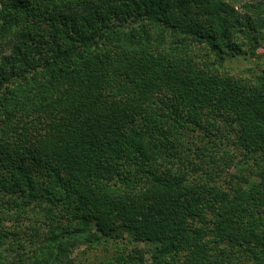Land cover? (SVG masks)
Wrapping results in <instances>:
<instances>
[{
  "label": "trees",
  "instance_id": "trees-1",
  "mask_svg": "<svg viewBox=\"0 0 264 264\" xmlns=\"http://www.w3.org/2000/svg\"><path fill=\"white\" fill-rule=\"evenodd\" d=\"M259 47L264 0H0V264H264Z\"/></svg>",
  "mask_w": 264,
  "mask_h": 264
},
{
  "label": "rangeland",
  "instance_id": "rangeland-1",
  "mask_svg": "<svg viewBox=\"0 0 264 264\" xmlns=\"http://www.w3.org/2000/svg\"><path fill=\"white\" fill-rule=\"evenodd\" d=\"M227 68L234 73L237 74H246L245 70L248 66H263L264 67V47H259L256 50V54L253 56H247V57H237V58H232L226 62ZM78 251V250H77ZM78 259L82 260V262H91L94 261L96 256L94 253H87L86 254V260L84 261L83 258L79 257Z\"/></svg>",
  "mask_w": 264,
  "mask_h": 264
}]
</instances>
